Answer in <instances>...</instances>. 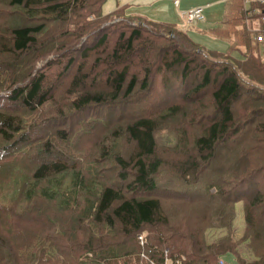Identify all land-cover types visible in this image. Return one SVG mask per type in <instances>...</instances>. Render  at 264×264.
Listing matches in <instances>:
<instances>
[{"label": "trees", "instance_id": "obj_1", "mask_svg": "<svg viewBox=\"0 0 264 264\" xmlns=\"http://www.w3.org/2000/svg\"><path fill=\"white\" fill-rule=\"evenodd\" d=\"M91 1L0 0L9 11L0 12V264H218L226 255L235 264H264V249L247 260L232 243L237 202L246 225L242 241L264 240V55L250 51L246 26L248 18L264 16V3L251 4L258 9L249 17L242 0L225 1L222 22L201 31L229 44L222 53L168 22L125 24L118 35L115 24L107 31L67 29ZM96 2L105 20L122 8L106 16V0ZM52 24L63 35L50 34ZM220 56L229 61L212 58ZM190 78L191 91L181 87ZM154 86L184 96L154 116L126 120L117 113ZM100 112L107 117H96ZM174 120L193 128V136L182 132L183 145L175 149L184 154L173 168L194 193L181 202L173 197V204L200 209L196 217L172 218L156 194L166 166L156 133ZM81 127L86 136L78 144L98 140L87 163L57 142L70 141ZM126 142L133 150H116ZM221 145L230 153L218 167L213 160ZM104 163L112 165L111 179L101 180ZM208 164L217 166L211 180L203 173ZM201 192L213 203L206 206ZM41 201L56 210L38 209ZM211 229L228 235L209 243Z\"/></svg>", "mask_w": 264, "mask_h": 264}, {"label": "rangeland", "instance_id": "obj_2", "mask_svg": "<svg viewBox=\"0 0 264 264\" xmlns=\"http://www.w3.org/2000/svg\"><path fill=\"white\" fill-rule=\"evenodd\" d=\"M130 1V2H129ZM129 3H133L135 7L139 8V11L135 7H130L127 5ZM224 2L225 0H106V2L103 5V11L106 16L112 14L115 10L118 8H121L120 12L112 18H108V20H105L103 17H99L100 12V4L96 2V0H92L90 3H88L87 6H85L81 11H77L78 16L75 17V20L77 22L75 24H69L67 29L74 30L79 29L82 25H85L87 27L94 28L95 31H99L103 28L110 29V26L112 24H115V26L118 25L119 29L115 28L112 32L115 35L119 34L120 29L124 27L125 24L127 25H146L145 23H152V22H174L176 21L177 26L180 30L185 33L187 32L189 36L200 43L202 46H204L207 49L210 50H216L219 52H227L229 48V44L221 39L215 38V36H211L209 34H203L200 32L204 27L207 26H213L217 25L222 21L223 17V10H224ZM243 2V1H242ZM264 0H255L256 5L263 4ZM117 7V8H116ZM201 7L204 9V20L199 23H195L192 25H187L186 19L184 17L185 11H187L190 8H197ZM258 8L255 9L257 11ZM133 10V11H132ZM1 11H8L7 6L5 3H0V12ZM110 13V14H109ZM108 14V15H107ZM147 16H144V15ZM5 19V18H4ZM2 17H0V28L4 27L5 20ZM172 22V23H173ZM256 22V23H255ZM167 24V23H164ZM248 31L251 33L253 38L254 45H257L259 47L256 48V46L252 43V49L250 51H253V54L255 55V50L261 54V56L264 55V43H258L255 40V36L259 33H264V16H261L257 19H251V22L246 23ZM150 28H153V26H149ZM50 34H56L60 32V35H63V31L60 28V25L52 24L50 27ZM113 29V28H112ZM256 29V31L254 30ZM111 34V36H112ZM114 36V35H113ZM88 38V37H86ZM85 38V39H86ZM91 44L88 42L86 46H90ZM238 51L241 53H244V48H237ZM200 51V50H199ZM202 54L206 55L201 51ZM234 55L237 58H241V55L238 52H234ZM216 63H227L229 60L224 57H212ZM43 64V63H41ZM40 65V64H39ZM38 65V68H40ZM41 66V65H40ZM159 76H155L153 78L154 82ZM247 81V80H246ZM193 82L192 78L184 86H181L182 88H189L190 91L192 89ZM180 87V86H179ZM177 94V97L175 96ZM184 96V93L177 92L173 94L171 91V95H165L162 90L159 89L158 86L153 87V92L151 95L148 96H141L136 101H133V106L131 104L129 106L122 105L120 106L119 111L117 112L119 115L121 113H124L125 116L122 118L128 120L132 116H136L139 113H145L146 116H154L158 112H160L162 109H165V107L168 106L169 103H173V100L182 99ZM208 99V93L207 95H204ZM203 96V97H204ZM204 97V98H205ZM164 102V103H163ZM168 103V104H167ZM43 109V108H42ZM50 115H53L50 113ZM108 113L100 112L96 115V117L99 118H105L107 117ZM176 119V118H175ZM173 124H162L159 125L161 128L156 133L157 141H158V150L162 152L163 158L165 159L166 166L162 168L159 174V190L156 194H160L161 196H164L165 202H163L165 206V211L169 214L173 215L172 218L177 219L178 215L180 213L187 214L188 216H197V212H199L200 209L191 207L189 205L184 204V209L182 208L181 204L174 206L173 204V197L179 198V202L186 200V198L189 197V195H192L194 193L192 187H189L184 180L179 178L178 176H175L176 171L173 168V162L179 161L180 156H183V150L175 149L178 144L183 145V137L182 132L188 133L189 136H193L194 132L192 131L193 128L190 126H187V122H178V120H174ZM185 123V124H184ZM55 125V124H54ZM52 126V125H50ZM184 129V130H183ZM41 131V129H39ZM37 131V133L39 132ZM101 134L104 132V130L100 131ZM37 133H35L31 138L37 137ZM100 134V135H101ZM109 135V133H107ZM82 139L84 136H86L85 132H83V129L79 130V134L77 135V130L74 132L73 137H71L70 141L68 142H61L58 140L57 142L60 143L62 146H65L64 148L68 153L71 154V156L76 157L77 159H81L83 163H87L89 157H94L93 151L97 150L98 140L92 139V143L90 141H85L82 143V145L77 143V138ZM98 139V138H97ZM128 142V141H127ZM125 143L123 147H118L116 150L123 151L131 149L133 150L132 145L129 143ZM95 150V151H96ZM230 153L229 149H225L224 146H219L217 149V156L213 160L216 162L218 160V167H222L225 163V157L229 155ZM219 155V156H218ZM222 155V156H221ZM103 170H102V178L101 180H105L107 178L111 179V170L112 165H106V163L102 164ZM106 167V169H105ZM217 166L215 164L212 165H206L204 167L203 173H205V178L207 180L214 179L211 177L213 176V172L211 169L216 168ZM222 169V168H221ZM114 171V170H113ZM211 174V175H210ZM225 176V175H224ZM6 181L8 179L6 178ZM194 184V183H193ZM194 186V185H193ZM8 187V186H5ZM9 188V187H8ZM3 192V189H1ZM5 190V189H4ZM200 197L204 199L206 206L212 204L208 203L209 199L206 195H204L202 192L200 193ZM14 200H11V205H14ZM35 202V206H36ZM16 208H19V205H17L16 202ZM40 207V208H39ZM38 209H41L46 211V213H49L50 211H55L56 208L54 206H50L46 202L41 201V204H39ZM191 207L192 210H188L186 208ZM203 207V206H202ZM183 209V210H180ZM7 209V208H6ZM173 210L175 212L173 213ZM235 221H234V229L232 231V243H235L237 254L242 259L252 260L255 258V250H258L257 252H261L264 248V240L263 238H257L254 235L250 236V239L245 242L243 240V235L246 231V225L244 223V211H243V203L237 202L235 207ZM42 212V211H41ZM33 213V212H32ZM31 217L34 215H30ZM60 217V216H59ZM28 220V218H27ZM38 223H41V220L39 219ZM2 235H6L5 228L2 229ZM228 235L227 230L225 229H211L207 231L206 239L209 243L215 242L216 240L225 237V235ZM65 248H63L64 250ZM254 250V252H253ZM63 252V251H62ZM69 255H66L64 258H67ZM74 258V255H71L70 258ZM69 258V259H70ZM222 258V257H221ZM227 264H235L234 258L232 255H226L222 258ZM76 261V259H75ZM79 262V260H77ZM174 264L171 259H167L164 264ZM42 263L44 264H54L55 262L49 261V259L42 260ZM176 264V263H175ZM219 264V263H218Z\"/></svg>", "mask_w": 264, "mask_h": 264}, {"label": "built area", "instance_id": "obj_3", "mask_svg": "<svg viewBox=\"0 0 264 264\" xmlns=\"http://www.w3.org/2000/svg\"><path fill=\"white\" fill-rule=\"evenodd\" d=\"M242 1H243V9L245 10L246 14L250 17L255 12L254 9H251V4H255V0H242ZM184 17L186 19L187 25H193L195 23L202 22L204 20V9L201 7L190 8L187 11H185ZM249 21L251 22L250 18H248L246 20V23ZM254 30L256 31V29H254ZM255 40L258 43H264V33L263 34L259 33L258 35H256ZM138 240H139L140 245L144 249V247L146 245L145 234L139 235ZM140 257L143 260H147V261L149 260L147 257V254L144 250L142 251ZM149 261H150V264H157L153 260H149ZM218 263L219 264H227L222 258L218 261ZM166 264H169V263L166 262ZM176 264H181V262L177 260Z\"/></svg>", "mask_w": 264, "mask_h": 264}, {"label": "crops", "instance_id": "obj_4", "mask_svg": "<svg viewBox=\"0 0 264 264\" xmlns=\"http://www.w3.org/2000/svg\"><path fill=\"white\" fill-rule=\"evenodd\" d=\"M130 2V1H129ZM128 2V6H129V8L132 6V7H135V5H133V3H129ZM225 3V2H224ZM225 5V4H224ZM117 8V7H116ZM138 11H139V8L138 7H135ZM131 9V8H130ZM133 11V10H132ZM140 12V11H139ZM223 13H224V10H223ZM142 15H144V14H142ZM204 15H205V13H204ZM144 16H147V15H144ZM222 19H223V17H222ZM173 22V21H172ZM172 22H169V23H172ZM222 22V21H221ZM220 22V23H221ZM174 24H176V21L174 20V22H173ZM199 23V22H198ZM219 23V24H220ZM256 23V22H255ZM177 25V24H176ZM218 25V24H217ZM193 26V25H192ZM213 26H216V25H213ZM207 27H212V26H207ZM207 27H204L202 30H200V32L201 31H203L205 28H207ZM202 33V32H201ZM195 41V40H194ZM195 42H197V41H195ZM198 43V42H197ZM198 44H200V43H198ZM201 45V44H200Z\"/></svg>", "mask_w": 264, "mask_h": 264}, {"label": "bare ground", "instance_id": "obj_5", "mask_svg": "<svg viewBox=\"0 0 264 264\" xmlns=\"http://www.w3.org/2000/svg\"><path fill=\"white\" fill-rule=\"evenodd\" d=\"M256 48H257V47H256ZM12 86H13V85H12ZM16 90H17V89H16ZM16 93H17V92H16ZM16 93H15V94H16ZM15 94H14V95H15ZM2 98H3V97H2ZM11 102H12V101H11Z\"/></svg>", "mask_w": 264, "mask_h": 264}, {"label": "water", "instance_id": "obj_6", "mask_svg": "<svg viewBox=\"0 0 264 264\" xmlns=\"http://www.w3.org/2000/svg\"><path fill=\"white\" fill-rule=\"evenodd\" d=\"M199 52H201V50Z\"/></svg>", "mask_w": 264, "mask_h": 264}]
</instances>
